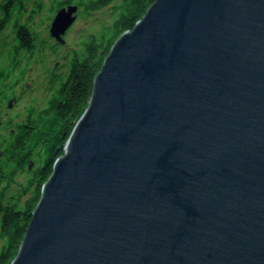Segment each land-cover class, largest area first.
I'll return each instance as SVG.
<instances>
[{
  "label": "water",
  "instance_id": "95a60500",
  "mask_svg": "<svg viewBox=\"0 0 264 264\" xmlns=\"http://www.w3.org/2000/svg\"><path fill=\"white\" fill-rule=\"evenodd\" d=\"M12 264H264V0H156L118 39Z\"/></svg>",
  "mask_w": 264,
  "mask_h": 264
},
{
  "label": "trees",
  "instance_id": "16d2710c",
  "mask_svg": "<svg viewBox=\"0 0 264 264\" xmlns=\"http://www.w3.org/2000/svg\"><path fill=\"white\" fill-rule=\"evenodd\" d=\"M155 1L52 0V15L77 5L79 17L110 9L113 20L87 35L71 51L64 74L57 73L58 66L51 72V95L45 107L30 108L26 119L16 125L12 126L11 119L3 125L8 132L0 134V264H12L17 257L43 186L57 160L65 155L66 144L89 106L95 79L113 46L124 33L134 29ZM30 2L0 0V103L9 104L17 97L16 87L32 70L38 51L43 63L47 61V51L59 54L58 42L52 44V37L40 40L31 28L34 15L42 11L44 3L34 0L31 14L25 18ZM54 18L51 16L49 21ZM8 28L15 37L5 44Z\"/></svg>",
  "mask_w": 264,
  "mask_h": 264
},
{
  "label": "rangeland",
  "instance_id": "374dc122",
  "mask_svg": "<svg viewBox=\"0 0 264 264\" xmlns=\"http://www.w3.org/2000/svg\"><path fill=\"white\" fill-rule=\"evenodd\" d=\"M33 1L34 0H31L30 2L31 6L28 8V13L25 18L31 14ZM38 1L44 3V8L39 14L34 15V21L31 23V28L40 40H43V38L46 39L51 37L50 28L52 21H49V18L51 16L54 18L56 14L52 15L50 12L52 0ZM112 20L110 9L89 17L85 15L82 17L78 16L77 21L65 36L66 43L58 46V55H52L50 51H47L48 58L47 61L43 63L42 53L38 51V55L34 60L35 62L31 64L32 70L21 81V84L16 87L15 94L20 95L21 98L18 101H14L11 108H9L8 103H0V134H7L8 129L3 127L7 120L11 119L13 121L12 126L16 125L26 119L30 108H43L47 105V101L51 95L48 82L51 72L55 70L56 66H58L57 68L59 70H57V73L64 74L68 69L71 51L79 47L80 43L87 35L99 30L104 23L110 24ZM4 34L5 44H10L14 41L15 35L11 28H8ZM51 42L52 44H56L55 39H51ZM1 54L2 53H0V55Z\"/></svg>",
  "mask_w": 264,
  "mask_h": 264
},
{
  "label": "flooded vegetation",
  "instance_id": "af4514ba",
  "mask_svg": "<svg viewBox=\"0 0 264 264\" xmlns=\"http://www.w3.org/2000/svg\"><path fill=\"white\" fill-rule=\"evenodd\" d=\"M43 9V8H42ZM67 35V34H66ZM20 95H17V97L14 99V101H18L20 99Z\"/></svg>",
  "mask_w": 264,
  "mask_h": 264
}]
</instances>
